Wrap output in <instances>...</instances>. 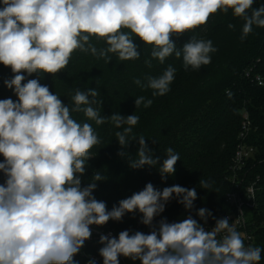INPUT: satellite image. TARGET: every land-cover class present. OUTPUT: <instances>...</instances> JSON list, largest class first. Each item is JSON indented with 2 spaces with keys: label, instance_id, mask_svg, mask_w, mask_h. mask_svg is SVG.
Returning <instances> with one entry per match:
<instances>
[{
  "label": "clouds",
  "instance_id": "1",
  "mask_svg": "<svg viewBox=\"0 0 264 264\" xmlns=\"http://www.w3.org/2000/svg\"><path fill=\"white\" fill-rule=\"evenodd\" d=\"M255 0H2L0 8V64L14 74L4 81L14 90L17 101L0 99V172L6 177L0 184V264H75L74 257L92 236L90 226H104L110 220L121 221L126 213L142 214L140 223L151 231L145 234L128 230L117 237L100 235L99 255L103 264H120L123 256L141 264H260L262 248L245 246L244 238L227 218L218 219L206 231L191 215L178 222L162 218L154 224L174 196L185 210L194 207L196 188L180 185L156 189L147 183L143 190L119 201L109 211L106 202L93 195L97 182L104 181L96 171L91 182L82 186L91 149L100 139L91 123L78 122L72 113H83L96 125L111 120L122 131L115 133L121 148L140 117L114 113L101 116L96 89H76L72 106L38 79L23 73L56 75L65 69L77 50L91 53L106 63L115 54L118 60L140 58L138 37L152 46L151 57L161 64L175 54L183 67L198 70L211 63L217 51L212 40L195 36L177 48L173 36L206 25L218 12L231 11L244 21L241 40L264 28V5L254 8ZM229 29L235 25L229 23ZM127 30V31H126ZM92 38L106 47L97 48ZM145 63L151 67V61ZM176 69L169 65L159 76L139 78L134 83L151 89L152 96L170 91ZM231 98V93H228ZM135 108L152 105V99L135 98ZM137 159L130 167L156 166L158 158L150 154L145 137L139 136ZM118 155L124 156V152ZM180 160L172 148L159 166L161 178L175 173ZM201 188L209 181L201 179ZM197 215L207 221L211 212L200 208ZM89 264H96L90 260Z\"/></svg>",
  "mask_w": 264,
  "mask_h": 264
},
{
  "label": "trees",
  "instance_id": "2",
  "mask_svg": "<svg viewBox=\"0 0 264 264\" xmlns=\"http://www.w3.org/2000/svg\"><path fill=\"white\" fill-rule=\"evenodd\" d=\"M261 5H264V0H255L253 7ZM229 23L234 24L235 28L229 29ZM243 23L231 11L227 14L218 12L210 17L206 25L172 37L177 48H182L192 36L212 40L217 51L211 54V63L198 70L191 67L185 70L182 57L178 59L175 54L161 64L157 59H152V46L134 37L133 42L140 52V58L136 60L120 61L115 54H110L112 60L106 63L91 53L77 50L68 66L56 75L33 73L28 76L23 73L26 79L22 83L28 79H38L70 107L71 96L76 89L87 91L91 88L99 93L96 97L98 103L93 107L99 110L101 116L107 118L119 113L140 117L129 136L128 145L121 148L115 133L122 129L116 128L110 119L103 125H96L82 112L72 113L78 122L91 123L100 139V143L90 150L93 158L88 161L86 173L82 176V186L91 182L93 173L99 171L105 180L97 182L93 195L97 200L106 202L109 211L113 206H118L120 200L143 190L149 182L161 191L173 185L189 189L195 187L197 191L193 209L185 210L174 196L166 204L165 211L155 218L154 224L162 218L168 222H178L189 215L201 223L204 220L197 215L200 208L211 212L208 219L227 211L225 195L231 188L227 175L240 142L244 121H248L245 140L255 149L249 161L248 177L261 175L264 185V28L254 25L252 33L241 40ZM91 42L97 48L106 47L102 40L92 38ZM146 60L151 61V67L145 63ZM169 65L176 69V73L170 91L164 96L153 97L151 89H143L133 82L139 78L146 83L145 77L159 76ZM13 75L10 68L0 64V99L18 100L14 90L4 84ZM257 77L262 78V85ZM139 96L152 99V105L145 108L141 104L135 108V98ZM141 135L145 137L152 157L158 158V163L156 166L145 165L135 169L130 167V162L138 158L136 154ZM169 147L179 154L180 160L175 165V173L162 179L158 169L166 159V149ZM121 151L125 153L124 156L118 155ZM5 179L0 172V184ZM201 179L209 181L211 186L201 188ZM141 216L138 211L126 213L121 221L110 220L104 227L118 233L123 230H151L140 223ZM254 246L262 248L260 264H264V191L261 214L254 225ZM101 247L103 245L95 241L87 251L99 254ZM74 261L75 264H86L81 250ZM135 264L141 262L137 260Z\"/></svg>",
  "mask_w": 264,
  "mask_h": 264
},
{
  "label": "built area",
  "instance_id": "3",
  "mask_svg": "<svg viewBox=\"0 0 264 264\" xmlns=\"http://www.w3.org/2000/svg\"><path fill=\"white\" fill-rule=\"evenodd\" d=\"M260 85L263 84L261 77H257ZM248 121L243 122V129L240 133V142L236 148L233 162L227 175V180L231 183L230 190L225 195V202L228 210L213 218L207 219L200 224L206 231L211 230L218 219L227 218L229 223L241 233L244 238L245 246H254V225L261 214V199L263 196L264 185L262 176L257 175L255 178L248 177V165L255 149L247 144L245 138ZM92 236L85 242L81 251L85 257V263L89 264L90 260H95L96 264H103V258L99 254L87 251V248L95 241H99L100 235H110L117 237L118 232L107 227L90 226ZM151 230L142 231L148 234ZM130 234L136 230L129 231ZM120 264H126L127 258L120 256Z\"/></svg>",
  "mask_w": 264,
  "mask_h": 264
},
{
  "label": "rangeland",
  "instance_id": "4",
  "mask_svg": "<svg viewBox=\"0 0 264 264\" xmlns=\"http://www.w3.org/2000/svg\"><path fill=\"white\" fill-rule=\"evenodd\" d=\"M127 262H128L129 264H135V261H132V260L129 259V258H127Z\"/></svg>",
  "mask_w": 264,
  "mask_h": 264
}]
</instances>
